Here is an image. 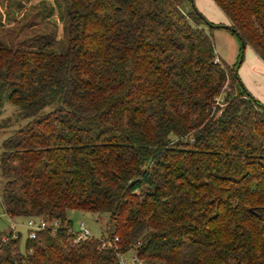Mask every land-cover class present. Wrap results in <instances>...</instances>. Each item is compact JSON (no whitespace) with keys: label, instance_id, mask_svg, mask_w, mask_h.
I'll return each mask as SVG.
<instances>
[{"label":"trees","instance_id":"1","mask_svg":"<svg viewBox=\"0 0 264 264\" xmlns=\"http://www.w3.org/2000/svg\"><path fill=\"white\" fill-rule=\"evenodd\" d=\"M188 1L55 0L63 52L0 45V114L28 120L1 143V210L59 220L0 231V264H264V103L212 38L264 61V0H212L229 25ZM72 210L107 214L101 237L76 241Z\"/></svg>","mask_w":264,"mask_h":264},{"label":"rangeland","instance_id":"2","mask_svg":"<svg viewBox=\"0 0 264 264\" xmlns=\"http://www.w3.org/2000/svg\"><path fill=\"white\" fill-rule=\"evenodd\" d=\"M69 0H58L61 2L60 12L65 13L67 2ZM184 7L188 9L190 3L188 0H183ZM205 0H193V4L202 6ZM209 4V3H208ZM49 6H55V0H0V45L9 47H27L29 43H40L50 41L53 35L59 42L54 43L53 50L63 52L66 49L67 41L63 33V23L59 20L57 10H54L52 16L42 17V13L47 11ZM215 6V5H214ZM218 9V8H217ZM219 10V9H218ZM200 12V11H199ZM208 32L207 25H204ZM56 33V34H55ZM212 38L214 48L218 58L228 65L234 63H243L241 67L251 63L254 59V53L247 45L243 51V60L239 58L240 44L236 37L227 29L216 28L212 30ZM37 47V46H36ZM240 67V66H239ZM243 67V69H244ZM49 110L45 107L43 112ZM17 108L5 102L0 114V154L2 152L1 143L7 137L10 130L24 125L27 119H16ZM7 118L10 120L6 122ZM5 179L0 174V194L4 185ZM67 217L72 220V229L74 232L79 230V223L82 221L87 226L90 234L96 238H100L107 223V214L93 213L89 211L72 210L67 212ZM24 219H10L1 210L0 204V231L8 232L11 228L14 232H21V242L27 236L26 228L24 227ZM133 251H128L123 254L125 264H145L138 260L137 263L132 261ZM153 264V263H152ZM155 264V263H154Z\"/></svg>","mask_w":264,"mask_h":264},{"label":"crops","instance_id":"3","mask_svg":"<svg viewBox=\"0 0 264 264\" xmlns=\"http://www.w3.org/2000/svg\"><path fill=\"white\" fill-rule=\"evenodd\" d=\"M214 5L215 3L212 0H205V3L202 6L196 5V8L209 22L229 25L227 17L216 5ZM251 57L252 56H250L249 59L251 63L248 62L245 67L244 64V69L241 67L243 63L240 64L238 74L246 89L256 99L264 103V61H262L255 53L253 60Z\"/></svg>","mask_w":264,"mask_h":264},{"label":"built area","instance_id":"4","mask_svg":"<svg viewBox=\"0 0 264 264\" xmlns=\"http://www.w3.org/2000/svg\"><path fill=\"white\" fill-rule=\"evenodd\" d=\"M59 225V220H52V221H47L43 218H28L25 223H24V227L28 230V236L30 238H34L35 236V232L37 230H40V229H45L47 227H50L52 230H55ZM73 233L76 234L75 236V240L76 241H79L81 240L82 238H86V237H89L91 236L90 234V231L89 229L87 228V226L84 224V222H80L79 223V230L74 232L72 231ZM117 241V237H115L112 241L110 240H106L105 238H102L101 239V246L104 247L106 245H114V243ZM119 257V261L121 264H125V260L123 259V254L121 253H116ZM132 261L134 263H137L138 262V258L133 255L132 256Z\"/></svg>","mask_w":264,"mask_h":264}]
</instances>
